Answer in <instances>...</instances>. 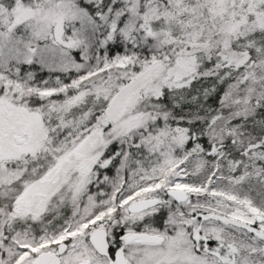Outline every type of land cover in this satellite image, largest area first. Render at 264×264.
<instances>
[{
	"label": "snow or ice",
	"instance_id": "6c2138e0",
	"mask_svg": "<svg viewBox=\"0 0 264 264\" xmlns=\"http://www.w3.org/2000/svg\"><path fill=\"white\" fill-rule=\"evenodd\" d=\"M0 264H264V0H0Z\"/></svg>",
	"mask_w": 264,
	"mask_h": 264
}]
</instances>
